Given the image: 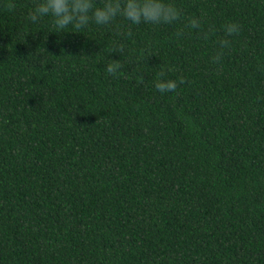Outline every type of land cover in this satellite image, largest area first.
Returning <instances> with one entry per match:
<instances>
[{
  "label": "trees",
  "instance_id": "16d2710c",
  "mask_svg": "<svg viewBox=\"0 0 264 264\" xmlns=\"http://www.w3.org/2000/svg\"><path fill=\"white\" fill-rule=\"evenodd\" d=\"M9 2L0 264H264V0H173V24L64 33Z\"/></svg>",
  "mask_w": 264,
  "mask_h": 264
},
{
  "label": "clouds",
  "instance_id": "9594fccd",
  "mask_svg": "<svg viewBox=\"0 0 264 264\" xmlns=\"http://www.w3.org/2000/svg\"><path fill=\"white\" fill-rule=\"evenodd\" d=\"M17 9L16 0H10L7 10L14 12ZM182 11L173 0H33L26 13V22L39 24L48 21L54 32L64 33L65 29L86 30L91 26L110 28L124 22L125 27L131 28L141 24L161 25L173 24L181 19ZM188 26L199 28L198 18H190ZM225 31L232 35L239 31L235 23L226 25ZM130 35V31L125 33ZM221 44L226 46L227 40ZM121 51L123 45L118 44ZM121 63L113 60L104 67L108 75H118ZM181 83L183 81H180ZM154 88L160 93H167L177 89V81L161 78L154 81Z\"/></svg>",
  "mask_w": 264,
  "mask_h": 264
}]
</instances>
